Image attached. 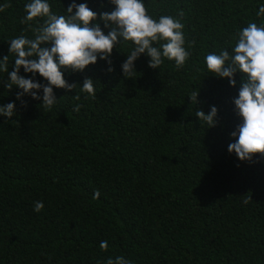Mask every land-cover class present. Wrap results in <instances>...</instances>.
Returning a JSON list of instances; mask_svg holds the SVG:
<instances>
[{"label": "trees", "instance_id": "trees-1", "mask_svg": "<svg viewBox=\"0 0 264 264\" xmlns=\"http://www.w3.org/2000/svg\"><path fill=\"white\" fill-rule=\"evenodd\" d=\"M26 2L0 0L8 5L0 11V56L7 40L32 36L21 22ZM88 3L95 9L98 0ZM260 3L147 0L155 16L183 12L194 41L190 60L182 69L167 60L152 69L142 54L125 79L126 42L122 53L113 51L114 73L99 61L66 74L69 82L98 79L95 98L79 86L80 99L75 90L54 89L59 101L46 110L28 96L21 105L18 89L0 81V103L15 100L18 113L0 116V264H106L120 255L134 264H264V160L240 161L227 151L239 85L205 77L203 63L234 43L239 28L264 20L255 15ZM52 4L63 13L61 0ZM198 90L199 107H219L214 128L194 115L187 96ZM36 201L44 203L39 213Z\"/></svg>", "mask_w": 264, "mask_h": 264}, {"label": "clouds", "instance_id": "clouds-1", "mask_svg": "<svg viewBox=\"0 0 264 264\" xmlns=\"http://www.w3.org/2000/svg\"><path fill=\"white\" fill-rule=\"evenodd\" d=\"M61 3L63 13L53 10L52 0H27L21 22L29 25L32 36L19 35L7 40L8 52L0 56V73L7 74L0 81L7 90L18 89L16 100L21 105H27L24 97L28 96L51 110L59 101L54 89H64L66 93L75 90L76 98L80 99L77 86L85 98H95L98 79L85 76L82 82H69L66 74H82L99 61L105 63L107 73H114L113 51L122 53L119 48L126 42H131L132 47L122 53L126 58L120 68L125 79L133 78L137 72L135 62L142 54L152 69H160L165 60L174 61V66L182 69L191 58L194 41L186 38L182 11L178 15L155 16L146 6L147 0H98L95 9L88 0H70L66 7L62 0ZM7 6L0 5V11ZM255 15L264 18V3L259 4ZM232 40L234 43L228 47L204 55L205 77L226 78L233 88L239 85L237 94L231 98L238 122L229 133L232 142L227 151L240 161L260 162L264 160V20L239 28ZM199 91L187 96L190 104L196 105L194 115L200 125L201 122L208 125L206 129L214 128L220 124L219 107L210 104L207 112L199 107ZM80 107L77 104L74 111L78 112ZM17 114L15 100L0 103V116L6 120ZM99 196V190L94 192V199ZM43 208L42 201L35 202V212ZM99 247L107 251L108 241L102 240ZM106 264H134V261L120 255L108 257Z\"/></svg>", "mask_w": 264, "mask_h": 264}]
</instances>
